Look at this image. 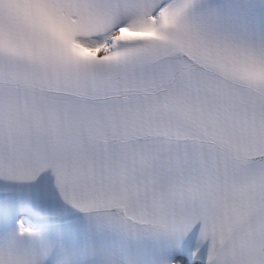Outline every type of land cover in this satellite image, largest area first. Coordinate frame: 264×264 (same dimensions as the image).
<instances>
[{
    "label": "snow or ice",
    "instance_id": "obj_1",
    "mask_svg": "<svg viewBox=\"0 0 264 264\" xmlns=\"http://www.w3.org/2000/svg\"><path fill=\"white\" fill-rule=\"evenodd\" d=\"M0 264H264V0H0Z\"/></svg>",
    "mask_w": 264,
    "mask_h": 264
}]
</instances>
